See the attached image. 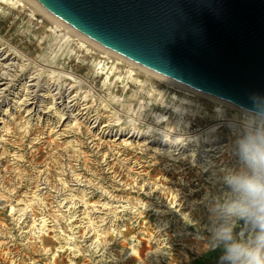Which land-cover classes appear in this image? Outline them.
<instances>
[{
  "label": "rangeland",
  "instance_id": "rangeland-1",
  "mask_svg": "<svg viewBox=\"0 0 264 264\" xmlns=\"http://www.w3.org/2000/svg\"><path fill=\"white\" fill-rule=\"evenodd\" d=\"M1 52L3 56L11 54L5 63L11 75L1 86L7 89L0 98V264H198L213 250L205 233L209 224L199 216L210 217V208L219 207L228 198L222 179L236 164L228 123L238 122L242 110L104 52L57 25L54 18L28 0H0V58ZM24 69L29 72L21 76ZM30 75L37 78L29 81ZM60 77L68 87H75L71 95L78 92L81 103L94 105L91 114L96 117L98 111L102 120L89 121L77 109L73 116L67 118V111L58 120L61 114L48 108L53 106L54 92L59 90L51 82ZM36 81L44 87L24 85ZM46 81L54 85L51 93L45 89ZM27 89L38 92L39 106L23 104ZM83 97L89 99L84 101ZM225 108L227 117L217 119V112ZM106 122L118 126L109 134L103 133L101 125ZM134 131V137L127 138ZM173 140L178 143L172 147ZM38 148L43 149L41 162L30 165ZM220 149L222 152H217ZM60 153L64 154V162L69 155L80 160L65 163L64 175L52 161ZM193 153L196 156H191ZM214 153L221 155L213 156L210 164L207 160L211 157L206 155ZM51 169L59 188L63 187L62 177L73 179L68 184L72 191L64 195L51 185L52 189L42 190L44 195L36 198L31 185L35 179L45 178ZM180 170L182 175H174ZM21 176L29 180L28 190L11 201L4 200L2 193L8 196V189L14 188ZM76 176L83 181H74ZM8 178L12 180L7 182ZM182 188L187 190L186 195L181 193ZM199 189L201 193L196 194ZM85 193L88 198L83 200ZM171 193L178 195V202ZM69 195L74 197L72 201H68ZM150 201L154 205L147 206ZM30 203L37 210L52 211L54 215L45 217L49 218L47 226L42 215L34 221L31 212L29 218L20 215L23 210L11 213L12 205L24 209ZM25 224L27 228H23ZM234 226L248 231L240 221H234ZM3 250L14 255L7 256Z\"/></svg>",
  "mask_w": 264,
  "mask_h": 264
},
{
  "label": "water",
  "instance_id": "water-1",
  "mask_svg": "<svg viewBox=\"0 0 264 264\" xmlns=\"http://www.w3.org/2000/svg\"><path fill=\"white\" fill-rule=\"evenodd\" d=\"M103 46L241 107L264 94V0H35ZM226 98V99H224Z\"/></svg>",
  "mask_w": 264,
  "mask_h": 264
},
{
  "label": "clouds",
  "instance_id": "clouds-1",
  "mask_svg": "<svg viewBox=\"0 0 264 264\" xmlns=\"http://www.w3.org/2000/svg\"><path fill=\"white\" fill-rule=\"evenodd\" d=\"M241 109V119L228 123L236 161L222 179L229 195L210 208L213 219L206 231L213 249L220 251L218 264H264V94L250 93ZM227 115L225 108L216 118ZM234 221L248 231L241 235Z\"/></svg>",
  "mask_w": 264,
  "mask_h": 264
},
{
  "label": "bare ground",
  "instance_id": "bare-ground-1",
  "mask_svg": "<svg viewBox=\"0 0 264 264\" xmlns=\"http://www.w3.org/2000/svg\"><path fill=\"white\" fill-rule=\"evenodd\" d=\"M28 1H30V2H32L39 10H41V11H43V12H45L47 15H49V16H51L52 18H54V20H55V22L57 23V25L58 24H60V25H63L65 28H68L69 29V31L70 32H74V33H76L78 36H80L82 39H84V40H87V41H89V42H91L92 44H95V45H97L99 48H101V49H103L104 50V52H106V53H108V54H111V55H115V56H117V57H119V58H121L122 60H125L126 62H128L129 64H131V65H134V66H136V67H139L140 69H142V70H145V71H147V72H150V73H152V74H155V75H157V76H160V77H164L166 80H168L169 82H171V83H174V84H178L179 86H181V87H183V88H187V89H192V90H194V91H196V92H200V93H203V94H206V93H204V92H201V91H199V90H196V89H194V88H192V87H190V86H187V85H185V84H182V83H180V82H178V81H175V80H173V79H171V78H169V77H166V76H164V75H162V74H159V73H157V72H155V71H153V70H151V69H149L148 67H145V66H143V65H141V64H139V63H137V62H135V61H133V60H131V59H129V58H127V57H125V56H123V55H121V54H119V53H117V52H115V51H113V50H111V49H109V48H107V47H105V46H103L102 44H100V43H98V42H96V41H94L93 39H91V38H89L87 35H85V34H83V33H81L80 31H78L77 29H75L74 27H72L71 25H69V24H67L66 22H64L63 20H61L60 18H58L57 16H55L54 14H52L51 12H49L47 9H45L41 4H39L37 1H35V0H28ZM59 27V26H58ZM88 45V44H87ZM85 46V45H84ZM3 48V47H2ZM88 50V49H87ZM101 52V51H100ZM2 54V56L4 55V52H1ZM91 54V53H90ZM10 55L11 54H6L5 56H3L2 58H0V59H2L3 60V62H0V98H3V96H4V90H6L7 88V86L6 87H4L3 89L1 88V86L2 85H5L7 82V79H9V75H11L9 72V70H10V67H7V65L5 64L6 63V61L7 60H9L10 59ZM88 56V55H87ZM90 56V55H89ZM102 57V56H101ZM106 57V56H105ZM110 57V56H109ZM98 58V57H97ZM108 58V57H107ZM100 63V62H99ZM12 64V63H11ZM42 64V63H41ZM47 65V64H46ZM11 66V65H10ZM102 68V67H101ZM132 68V67H131ZM23 71H25L21 76H25V75H27L28 74V70L27 69H24ZM100 73V72H99ZM40 74V73H39ZM95 74V73H94ZM103 74V73H102ZM36 75V74H35ZM35 75H30V77L32 78V80H29V81H33L35 78H37ZM38 76V75H37ZM42 76V75H41ZM64 77V76H63ZM100 77V76H99ZM65 78V77H64ZM64 78H57V80H55V82L54 81H52L51 83H53L54 85H57L58 86V91L55 93L54 92V95H53V98L54 97H56V100H54L53 101V106H51L50 108H48V109H51L52 108V110L53 111H55V112H58V113H60L61 115H59V119L58 120H60L61 121V119L63 118V116L65 115V114H67V111H68V116H67V118H69V116H73V111L75 110V109H77L78 110V114H80V115H82V116H84L85 117V119H88L89 121H92V122H94V123H96L98 120L100 121V120H102V115L101 114H99V112L97 111L94 115H96V117L95 116H93L92 114H91V111L90 110H92V107L94 106L93 104V106L92 105H87V103L88 102H82L81 103V101L79 100L80 98H79V96L80 95H78L77 93L76 94H74V95H71V93L75 90V87L74 86H72V87H68V84H66V82H65V80H64ZM68 78V77H67ZM66 78V79H67ZM37 82V81H36ZM46 83V90L49 92V93H51L52 91V87L54 86L53 84H51L49 81H46L45 82ZM96 83V82H95ZM98 84V83H97ZM24 85H31V87H33V86H37L38 88H42V87H44L43 85H41L40 84V82L38 83H35V82H31L30 84H26V83H24ZM67 85V86H66ZM132 85V84H131ZM26 88V87H25ZM29 89H27V91H26V93H25V95H26V98H25V100H24V103L23 104H35L36 106H39L38 105V98H39V95H38V92L36 91V90H32V91H28ZM142 90H144V89H142ZM127 91V90H126ZM80 92V91H79ZM142 93V92H141ZM153 93V92H152ZM151 93V94H152ZM207 96H209V97H211L212 99H214V100H217L218 102H221V103H224V104H226V105H230V106H234V107H236V108H239L240 110H242L241 109V107H239V106H236V105H234V104H231V103H229V102H227V101H224V100H221L220 101V99H218V98H215V97H213V96H210L209 94H206ZM86 98H88V97H86ZM84 99V97L82 98V99H84V101H86L87 99ZM89 99V98H88ZM111 102V101H110ZM115 102V101H114ZM93 103V102H92ZM111 103H113V102H111ZM117 104H118V102H117ZM94 108V107H93ZM97 109V108H96ZM99 109V108H98ZM65 110H66V112H65ZM150 115H151V113H150ZM105 119V118H104ZM159 120V119H158ZM132 125V124H131ZM115 126H118L116 123L113 125V124H111V123H105V124H103V125H101V131L103 132V133H106L107 132V134H109L111 131H113L114 130V127ZM134 126H137V125H134ZM139 128V127H138ZM135 129V128H134ZM136 130V129H135ZM29 131V130H28ZM32 131H36V129H34V130H30V133L28 132V135L29 134H33L32 133ZM154 131V130H153ZM139 132V131H138ZM137 132V133H138ZM131 133V132H130ZM136 132L134 131L131 135L130 134H128V136L129 137H127V138H130V137H134V134H135ZM154 133V132H153ZM166 134V133H165ZM168 134V133H167ZM27 135V136H28ZM139 135V134H138ZM155 135V134H154ZM159 135V134H158ZM150 136V135H149ZM160 136V135H159ZM165 136V135H164ZM91 137V136H90ZM155 137V136H154ZM167 139V138H166ZM152 140V139H151ZM156 141V140H155ZM158 141V140H157ZM161 141V140H160ZM178 141V140H177ZM177 141H170V144H172V147H173V144H175V143H178ZM207 142V141H206ZM180 143V142H179ZM163 144V143H162ZM167 144V143H166ZM181 144H182V142H181ZM185 144V143H184ZM189 144V143H188ZM96 145V142L94 143V146ZM212 145V144H211ZM221 146V145H220ZM219 146V147H220ZM87 147V146H86ZM97 147V146H96ZM174 147H177V146H174ZM184 147V146H183ZM210 147V146H209ZM103 148V147H102ZM101 147H100V149H102ZM211 148V147H210ZM222 148V147H221ZM177 149V148H176ZM179 149V148H178ZM180 149H182V148H180ZM213 149V148H212ZM212 149H207V151H212ZM216 149H218V147H216ZM183 150V149H182ZM181 150V151H182ZM203 151V150H202ZM215 152H216V150H214ZM180 152V151H179ZM204 152V151H203ZM209 152H207V153H209ZM217 152H222V149H220L219 151H217ZM198 154V153H197ZM216 154H218V153H214L213 155H211V154H208V155H206L208 158L209 157H211L209 160H207V162L208 163H213V162H211V160H212V158H215V157H218V156H220L219 154H218V156H215ZM195 155V153H193V155H191V156H194ZM26 156H29V155H26ZM66 156V155H65ZM105 156V155H104ZM196 156V155H195ZM213 156H215V157H213ZM33 158H34V160L33 159H31V162H29V163H31L30 165H32L33 163H36V164H39L40 162H41V158L43 157V149L42 148H38V151H37V153H36V155L35 154H33V156H32ZM199 157V156H198ZM234 157V156H233ZM191 158V157H190ZM189 158V159H190ZM201 158V157H200ZM199 158V159H200ZM27 159V158H26ZM72 159H75V160H78V161H80L79 160V158H78V156H76V155H69L67 158H66V162H64V154L63 153H60L58 156H56V158H54L52 161H53V164H55L56 166H59L62 170H61V174H65V167H67V165L65 166V163H67V164H69V163H71L70 161L72 160ZM184 159V158H183ZM192 159V158H191ZM190 159V160H191ZM22 160H23V162H24V159L22 158ZM94 160V159H93ZM185 160V159H184ZM187 160V159H186ZM195 160H197V162H199L198 161V159H196L195 158ZM225 160V159H224ZM26 161V160H25ZM189 161V160H188ZM182 162V161H181ZM192 162V161H191ZM101 165V164H100ZM81 166V165H80ZM193 166V165H192ZM226 166V165H225ZM70 167L71 168H74V166L73 165H70ZM109 167V166H108ZM178 168V167H177ZM182 169V168H181ZM75 170H76V167H75V169H74V172H75ZM174 170V169H173ZM172 170V171H173ZM166 171H168V169L166 170ZM9 172V175L11 176V172L10 171H8ZM7 172V173H8ZM174 173V175H179V174H181L182 173V171L180 170L179 172H177V171H174L173 172ZM172 173V174H173ZM55 173H54V170L53 169H51L50 170V172L49 173H47V175L45 176V178H43V176L42 177H40V179H35V182H34V185L32 186L31 185V188L32 189H35L34 191H33V195L37 198L39 195L40 196H42V195H44L43 194V191L42 190H44V189H47V190H49V189H52V188H56V190L57 191H59V192H61V194H64L65 195V193L67 192V190H71L70 188H69V185L68 184H70V181H73V179H71V180H69L68 181V179H67V177L66 178H63L62 177V181H63V187L62 188H59V187H57V185L56 184H54V177H55V175H54ZM203 174V173H202ZM201 174V175H202ZM8 175V176H9ZM24 175H28V174H24ZM40 175V174H39ZM77 175V174H76ZM119 175V174H118ZM182 175V174H181ZM180 175V176H181ZM189 175H191V173H189ZM116 176H117V174H116ZM196 176V175H195ZM203 176V175H202ZM185 177V176H184ZM35 178V177H34ZM102 178V177H101ZM105 178V177H104ZM187 178H188V176H187ZM33 179V178H32ZM82 178H80V177H78V176H76V179L74 180V181H80ZM185 179V178H184ZM192 179V178H191ZM198 179H201V178H199V175H198ZM6 180V179H5ZM10 180H12L11 178H8L7 179V182H10ZM34 180V179H33ZM193 180V179H192ZM202 180V179H201ZM200 180V181H201ZM31 181V180H30ZM81 181H83V180H81ZM196 181H197V179H196ZM192 183V182H191ZM19 184V185H18ZM18 184L17 185H14V183L12 184V186L14 185V188H9L8 189V196H6V195H4V193L5 192H3L2 193V196H3V199L4 200H6L5 198H9L8 200L9 201H11L16 195H18V194H20V193H22V192H26L27 190H28V188L30 187V183H29V180L27 179V178H24V176H21L20 177V179H19V182H18ZM175 184V183H174ZM185 184V183H184ZM188 184V183H187ZM200 184V183H199ZM52 185V188L50 187ZM54 185H56V186H54ZM153 185V184H152ZM11 186V185H10ZM155 186V185H154ZM181 186V185H180ZM189 186H190V184H189ZM198 186V185H197ZM175 187V186H174ZM153 188V187H152ZM188 188V187H187ZM98 189V188H97ZM184 189V190H183ZM196 189V188H195ZM83 190V189H82ZM81 190V191H82ZM149 190H152L151 188L149 189ZM155 191L156 190H158V189H154ZM175 190V189H174ZM182 190V194L183 193H185V195H186V192H187V190H185V188H182L181 189ZM72 191V190H71ZM98 191V190H97ZM178 191H180V190H178ZM193 191V190H192ZM38 192V193H37ZM89 192H91V191H89ZM150 192V191H149ZM157 192V191H156ZM169 192V191H168ZM175 192V191H174ZM151 193H152V191H151ZM173 193V192H172ZM171 193V194H172ZM195 193L197 194H199V193H201V190L199 189V190H196L195 191ZM72 194V193H71ZM87 194H88V192H87ZM87 194L85 193V195H83L82 196V199L86 196L87 197ZM90 194V193H89ZM167 194V193H166ZM170 194V195H171ZM177 194V193H176ZM194 194V193H193ZM50 195V194H49ZM95 195L96 194H93V196L95 197ZM169 195V194H168ZM180 195V194H179ZM184 195V194H183ZM67 196V195H66ZM71 198H70V200L68 199V201H72L73 200V198L74 197H72L71 195H69ZM167 196V195H166ZM190 196V195H189ZM195 196V195H194ZM44 198H46V197H44ZM68 198V197H67ZM67 198H65V200L67 199ZM88 198V197H87ZM162 198V197H161ZM172 198H173V200H174V202H175V200L177 199V202H178V195H175V193L174 194H172ZM180 198H182L183 199V197H180L179 196V199ZM187 198V197H186ZM185 198V199H186ZM42 199V198H41ZM41 199H39V200H41ZM166 199H167V197H166ZM188 199V198H187ZM43 200V199H42ZM83 200H85V199H83ZM76 201V200H75ZM120 201V200H119ZM168 201H169V199H168ZM171 201V200H170ZM38 202V201H37ZM149 202V201H148ZM151 202V201H150ZM164 202V201H163ZM183 202H185V200L183 201ZM69 203H71V205H72V202H69ZM165 203H166V201H165ZM181 203V202H180ZM77 204V203H76ZM105 203H103V205H104ZM146 204V203H145ZM152 202H151V204H148L147 206H152ZM171 204V203H170ZM183 204V203H182ZM74 205V204H73ZM132 205V204H131ZM154 205V204H153ZM173 205V204H172ZM180 205V204H179ZM26 207L24 208V209H17L14 205H12V207H10L11 208V213H16V212H18L19 210H23V213L21 214L20 213V215L21 216H26V218L29 216L28 214H30V212H31V214H33L34 215V221H36L37 220V218L39 217V215H42L41 216V218H42V221H43V223L45 224V226H47L48 224V219L49 218H45L46 216H51V215H54L53 213H52V211L50 212L49 210L47 211V210H44V209H41V210H37V206L34 204V203H30V204H27V205H25ZM134 206V205H133ZM132 206V207H133ZM139 206V205H138ZM59 207V206H58ZM74 207H76V205H74ZM136 207V206H135ZM111 208V207H110ZM196 208V207H195ZM61 209V208H60ZM60 209L58 210V211H60ZM73 209V208H72ZM150 209V208H149ZM51 210V209H50ZM93 210V209H92ZM124 210V209H123ZM40 211V212H39ZM78 211V210H77ZM76 210H75V208H74V210H73V213L75 212V214H76V212H77ZM81 211V210H80ZM86 211V210H85ZM91 211V210H90ZM89 211V212H90ZM94 211V210H93ZM136 211V210H135ZM145 211V210H144ZM158 211V210H157ZM95 212V211H94ZM91 213V212H90ZM90 213H88L87 215H89ZM111 213V212H110ZM125 213V212H124ZM123 213V214H124ZM30 214V215H31ZM139 214V213H138ZM142 215V214H141ZM140 215V216H141ZM67 216V215H66ZM139 216V215H138ZM145 216V215H144ZM30 217V216H29ZM28 217V218H29ZM113 217H114V215H113ZM211 217V216H210ZM210 217H208L207 215H204V214H201L200 216H199V219H202L203 221H206L207 222V224H209L210 223V221H211V218ZM22 218H25V217H22ZM25 218V219H26ZM119 218V217H118ZM139 218V217H138ZM138 218H136V220L138 219ZM25 219H24V221H25ZM89 219H92V216H90L89 217ZM112 219V218H111ZM100 220H101V217H100ZM24 221L22 222V223H24ZM103 220H101V222H102ZM106 221H108L107 219H106ZM19 222V221H18ZM104 222V221H103ZM120 222V221H119ZM198 222V221H197ZM201 222V221H200ZM26 223V222H25ZM118 223V222H117ZM163 223V222H162ZM89 224V223H88ZM104 224V223H103ZM168 224V223H167ZM200 224V223H199ZM28 225V224H27ZM26 224H25V226H23V228H27L28 226H27ZM77 225V224H76ZM75 225V226H76ZM80 225V224H79ZM106 225V224H105ZM117 225V224H116ZM166 225V224H165ZM22 226V225H21ZM20 226V227H21ZM73 226V225H72ZM72 226H71V228H72ZM85 226V225H84ZM99 226V225H98ZM170 226V225H169ZM206 226V225H205ZM43 227V226H42ZM132 227V226H131ZM162 227H164L165 228V226H162ZM161 227V228H162ZM75 228V227H74ZM88 228V227H87ZM93 228H94V226H93ZM92 228V229H93ZM99 228V227H98ZM205 228V227H204ZM32 229H34V227L33 228H31V230ZM36 229V228H35ZM43 229V228H42ZM90 229V228H89ZM91 229V230H92ZM97 229V228H96ZM116 229V228H115ZM125 229V228H124ZM31 230H25V232H30ZM86 231V230H85ZM84 231V232H85ZM104 231V230H103ZM203 231H205V230H203ZM33 232V231H32ZM105 232V231H104ZM166 232V231H165ZM87 233H89V232H86V235H87ZM103 233V232H102ZM206 233V232H205ZM107 234H108V232H107ZM96 235H97V233H96ZM178 235H180V236H182V234H178ZM11 236V235H10ZM14 236V235H13ZM168 236V235H167ZM26 237V236H25ZM35 237V236H34ZM33 237V238H34ZM88 237V236H87ZM176 237H177V235H176ZM184 236H182V238H183ZM200 237V236H199ZM9 238V237H8ZM75 238H76V236H75ZM74 238V239H75ZM124 238V237H123ZM169 239H170V236L168 237ZM173 238V237H172ZM187 238V237H186ZM197 238V237H196ZM15 239H17V238H15ZM185 239V238H184ZM189 239V238H188ZM31 240V239H30ZM73 240V239H72ZM85 240V239H84ZM91 240V239H90ZM176 240V239H175ZM177 241V240H176ZM15 242H17L16 240H15ZM72 242V241H71ZM28 243V242H27ZM103 243V242H102ZM191 243H192V241H191ZM4 244H5V242H4ZM73 244V243H72ZM91 244H93V243H91ZM11 245H12V243H11ZM26 245V244H25ZM105 245V244H104ZM103 245V246H104ZM189 245H190V243H189ZM16 246V245H15ZM21 246V245H20ZM91 246V245H90ZM169 246V245H168ZM173 246V245H172ZM6 247V246H5ZM38 247V246H37ZM75 247V246H74ZM20 248V247H19ZM41 248V247H40ZM49 248V247H48ZM47 248V249H48ZM51 248V247H50ZM49 248V249H50ZM103 248V247H102ZM14 249V248H13ZM65 249H66V247H65ZM106 248H104V250H105ZM2 250V249H1ZM41 250V249H40ZM40 250H39V252H40ZM45 250V249H44ZM90 250V249H89ZM132 250H135L134 248L132 249ZM4 251V250H3ZM28 251H30V250H28ZM78 251V250H77ZM5 252V251H4ZM19 252V251H18ZM163 252V251H162ZM31 253V252H30ZM133 253H135V252H133ZM5 254L7 255V256H9V254H12V251H10L9 252V250L8 251H6L5 252ZM104 254V253H103ZM164 254V253H163ZM170 254V253H169ZM12 255H14V254H12ZM39 255V254H38ZM17 256V255H16ZM21 256V255H20ZM23 256H24V254H23ZM22 256V257H23ZM28 256V255H27ZM156 256V255H155ZM154 256V257H155ZM32 257V256H31ZM11 258V257H10ZM25 258H26V256H25ZM153 258V257H152ZM162 258V257H161ZM28 259V258H27ZM15 260V259H14ZM22 260V259H21ZM164 261V260H163ZM13 262V261H12ZM104 262V261H103ZM108 262V261H107ZM80 263V262H79ZM14 264H19V263H16V262H14ZM23 264V263H22Z\"/></svg>",
  "mask_w": 264,
  "mask_h": 264
},
{
  "label": "trees",
  "instance_id": "trees-1",
  "mask_svg": "<svg viewBox=\"0 0 264 264\" xmlns=\"http://www.w3.org/2000/svg\"><path fill=\"white\" fill-rule=\"evenodd\" d=\"M240 228H237L239 231H247L246 228L239 226ZM219 256H220V251L218 249H213L211 250L207 255L203 256L200 263L198 264H218V260H219Z\"/></svg>",
  "mask_w": 264,
  "mask_h": 264
}]
</instances>
